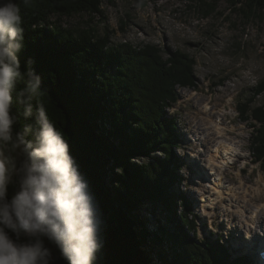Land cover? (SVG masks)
Here are the masks:
<instances>
[{"label": "trees", "instance_id": "trees-1", "mask_svg": "<svg viewBox=\"0 0 264 264\" xmlns=\"http://www.w3.org/2000/svg\"><path fill=\"white\" fill-rule=\"evenodd\" d=\"M17 2L28 53L44 77L50 118L70 140L102 211L101 264H250L245 256L231 258L219 240L197 238L191 202L176 186L182 180L175 151L181 137L165 108L177 101L176 84L197 88L195 58L149 43H113L106 33L60 24L61 17L102 15L103 0ZM231 2L247 6L240 8L245 15L264 13V0ZM263 91L264 79L237 109L254 121L250 148L264 169V106H250Z\"/></svg>", "mask_w": 264, "mask_h": 264}, {"label": "clouds", "instance_id": "clouds-1", "mask_svg": "<svg viewBox=\"0 0 264 264\" xmlns=\"http://www.w3.org/2000/svg\"><path fill=\"white\" fill-rule=\"evenodd\" d=\"M27 48L20 2L0 0V264H101L99 202L50 118L44 77Z\"/></svg>", "mask_w": 264, "mask_h": 264}, {"label": "rangeland", "instance_id": "rangeland-1", "mask_svg": "<svg viewBox=\"0 0 264 264\" xmlns=\"http://www.w3.org/2000/svg\"><path fill=\"white\" fill-rule=\"evenodd\" d=\"M211 6L214 7L213 10L210 9ZM101 8L102 15L89 16L80 13L61 17L59 22L69 29H90L98 35L106 33L113 43H149L163 50H181L193 56V73L198 86L195 92H187L191 89H185L181 102L175 104L176 111L173 114H176L179 130L188 132V136L196 133L192 125L202 120L201 102H207V105L209 103L210 107L206 110L210 114L213 111L215 118L219 114L222 116L221 123L224 127H240L239 136L237 133L240 131L234 130L235 133L229 132L228 137H235L243 143L239 148L243 154L233 157L234 163L223 167L221 172L226 184L233 185L240 191L237 199L238 203L240 202L238 209L242 208L244 214H248L255 208V215L264 216V182L259 177L262 175L264 179V170L261 169L260 163L255 161L250 148L251 122L254 121L241 118L237 109L238 104L247 101L253 95L255 86L264 79V13L255 11L245 15L240 8L247 11L248 7L241 2L234 5L231 0H103ZM163 56L165 57V54ZM250 106H264V91L254 97ZM197 127L198 125L196 129ZM176 151L182 152L181 149ZM186 163L188 166L184 164L179 171V174L184 172L185 175V181L179 182V187L185 186V193L196 202L195 208L199 213L196 219L198 236L202 238L210 220L213 223L222 221L226 224V217L230 226L237 216L235 211L238 210L234 207L227 210L218 201L207 209L210 216L199 211L200 197L195 190L196 186H201L202 178H207V169L198 159L188 160ZM148 206L154 209L153 203H148ZM140 211L152 222L156 221L155 215L146 210ZM157 212L158 217L162 218L164 212ZM238 223L239 220L236 224ZM244 224H238L241 227L240 235L245 232ZM226 231L232 241L239 239L233 235L237 233L233 228L230 227ZM241 239L242 237L240 242ZM237 246L239 244L233 245V248ZM252 252L253 249L245 253ZM249 259L251 264H256V251Z\"/></svg>", "mask_w": 264, "mask_h": 264}, {"label": "bare ground", "instance_id": "bare-ground-1", "mask_svg": "<svg viewBox=\"0 0 264 264\" xmlns=\"http://www.w3.org/2000/svg\"><path fill=\"white\" fill-rule=\"evenodd\" d=\"M178 90H180V88H178ZM208 107H210V106L205 104L204 108H201L202 109L201 110L202 111V120H201L202 123H200L201 121L199 120V121H196L195 124L192 126H193V128L196 129V125H198L197 131L200 134V142L204 143V144H208V148L204 151L205 162H206L208 168L211 170V172H217V171L222 170L223 167L229 166V164H231L234 160V158H233L234 155L243 154L241 149H239L240 146L243 145V143L240 142L239 140H236L237 138H235V137L233 139H230L228 137L229 132H233V134H234L235 133L234 130L240 131V127L236 128L235 126H232V125H230L229 127L228 126L224 127L223 123H221V122L218 125L216 123L215 116L212 114L213 111H211V114L207 111ZM219 110H221V108ZM207 117L209 118L208 120H207ZM198 123H200V124H198ZM240 134H241V131L239 133H237V136H239ZM207 150H209V151H207ZM259 177H260V180L262 182H264L262 175H260ZM218 180H219V182L217 183L218 186L214 187L213 191L207 190V188H206L207 184L203 185L202 181H201V186L203 185L201 187L202 190L198 189L199 185L196 186V188H197L196 191H198L200 193L199 201H200V205H201L203 215L204 214L209 215L210 212H208L207 209L210 208L211 205H213L214 203H216L218 201L221 202L222 206H224L225 209H227V210H230L233 207L236 210H238L239 212L235 211V214L237 216H236V218L234 217V219L231 221L230 227L237 231V233H235L236 236H240L239 230L241 229L240 226H242L241 222L245 223L244 224L245 229H243L245 231V233L243 236V241H241V243H240L241 244L240 247L250 251L254 247L253 243H257L258 239L256 238V239L246 240L244 238L245 234L246 233H252V236H253L254 228H257V227H261V231L264 234V216L259 215V214L255 215L254 213L256 211H255L254 207H253L254 209L251 212H249L248 214H244V211L242 210V208L238 209V208H240V205H239L240 202L238 203V201H237V199H239L238 198L239 192H240V191H238L239 189L237 190L233 185L225 184L226 182L223 181L222 177H220V176L218 177ZM243 198H245V197H243ZM258 206L260 207V205H258ZM247 207L249 209V206H247ZM263 207H264V205H263ZM238 220H239L238 224L240 226L238 224H236L238 222ZM227 221H229V220L227 219ZM261 231L258 230L259 233L257 232L259 237H260V234H262ZM259 264H264V262H259Z\"/></svg>", "mask_w": 264, "mask_h": 264}]
</instances>
